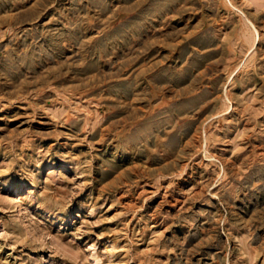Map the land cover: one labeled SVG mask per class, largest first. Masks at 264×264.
<instances>
[{"label": "rangeland", "instance_id": "374dc122", "mask_svg": "<svg viewBox=\"0 0 264 264\" xmlns=\"http://www.w3.org/2000/svg\"><path fill=\"white\" fill-rule=\"evenodd\" d=\"M0 264H264V0H0Z\"/></svg>", "mask_w": 264, "mask_h": 264}]
</instances>
